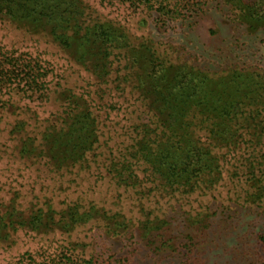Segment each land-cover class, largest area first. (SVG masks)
Returning <instances> with one entry per match:
<instances>
[{
	"label": "rangeland",
	"instance_id": "374dc122",
	"mask_svg": "<svg viewBox=\"0 0 264 264\" xmlns=\"http://www.w3.org/2000/svg\"><path fill=\"white\" fill-rule=\"evenodd\" d=\"M68 1L76 28L110 22L128 36L130 50L153 48L166 64L264 75V29L250 32L228 0H154L152 10L120 0ZM30 25L0 13V48L31 57L44 71L41 91L0 93V264H264V202L248 201L252 176L264 175V139L214 150L221 180L194 194H169L143 163L134 168L137 183L119 182L112 164L133 160L138 127L155 121L135 89L139 70L130 54L112 52L110 75L100 80L91 64ZM65 94L90 110L98 136L84 164L58 170L46 152L36 158L21 152L28 137L40 145L48 129L67 127ZM20 124L24 129L15 132ZM37 210L56 211L54 220L41 217L31 227ZM70 210L81 216L78 223L66 216ZM200 214H213L208 235L193 225ZM156 218L170 223L161 232L171 246L161 253L144 236L145 221Z\"/></svg>",
	"mask_w": 264,
	"mask_h": 264
},
{
	"label": "trees",
	"instance_id": "16d2710c",
	"mask_svg": "<svg viewBox=\"0 0 264 264\" xmlns=\"http://www.w3.org/2000/svg\"><path fill=\"white\" fill-rule=\"evenodd\" d=\"M120 1L151 10L157 5L154 0ZM178 1L181 5L182 0ZM3 3L4 0H0V13L14 16L20 22H30L31 31L49 32L84 66L91 64L100 80L110 75L112 52L127 50L130 54L132 66L139 70L133 78L135 89L153 112L155 121L138 127V138L130 147V157L134 161L118 160L112 164L119 182L137 183L134 168L143 163L169 194H194L202 187L213 188L221 180L220 158L214 150H234L242 143L260 144L264 139L263 74L237 69L209 73L166 64L156 56L153 48L130 50L126 40L128 36L110 22L83 23L76 28L70 19L75 13L68 0H9V3L5 0L6 7ZM227 3L236 12L238 21L246 25L250 32L264 29V0H228ZM161 7L166 12V7ZM6 54L12 55L6 57ZM41 69L40 63L31 57L4 52L0 48V93L11 87L32 94L41 91L40 80L44 77ZM65 97L68 104L67 127L48 129L40 145H37V138L28 137L23 140L21 152L35 158L46 152L58 170L84 164L87 154L94 150L98 136L96 121L90 110L87 107L81 110L80 102L74 95L65 94ZM23 129L24 125L20 124L15 132ZM40 147H45V151ZM251 183L253 192L248 201L253 204L264 202V175L252 176ZM92 210L95 211V208ZM35 214L31 222L33 228L39 225L41 217L54 220L56 211L37 210ZM66 216H70L72 224L78 223L77 219L81 218L74 210ZM212 216L200 214L194 217L193 225L202 226V234L208 235L212 228ZM90 217L91 212L86 215L87 219ZM168 223L156 218L146 220L143 225L146 230L144 236L153 239L151 243L156 245L157 253L171 246L161 232ZM115 224L127 228V224L119 220ZM69 226L66 224L64 227ZM190 246L199 248L193 240Z\"/></svg>",
	"mask_w": 264,
	"mask_h": 264
}]
</instances>
